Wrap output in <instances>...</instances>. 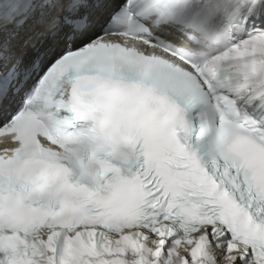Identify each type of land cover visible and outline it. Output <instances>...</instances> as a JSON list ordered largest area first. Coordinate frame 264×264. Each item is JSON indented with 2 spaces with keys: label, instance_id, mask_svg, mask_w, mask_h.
Returning a JSON list of instances; mask_svg holds the SVG:
<instances>
[{
  "label": "snow or ice",
  "instance_id": "6c2138e0",
  "mask_svg": "<svg viewBox=\"0 0 264 264\" xmlns=\"http://www.w3.org/2000/svg\"><path fill=\"white\" fill-rule=\"evenodd\" d=\"M0 264H264V0H0Z\"/></svg>",
  "mask_w": 264,
  "mask_h": 264
}]
</instances>
